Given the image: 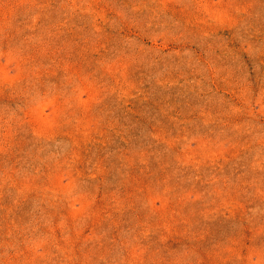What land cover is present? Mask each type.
I'll return each instance as SVG.
<instances>
[{"label":"rangeland","instance_id":"obj_1","mask_svg":"<svg viewBox=\"0 0 264 264\" xmlns=\"http://www.w3.org/2000/svg\"><path fill=\"white\" fill-rule=\"evenodd\" d=\"M0 264H264V0H0Z\"/></svg>","mask_w":264,"mask_h":264}]
</instances>
